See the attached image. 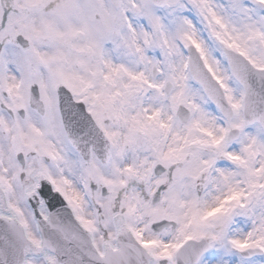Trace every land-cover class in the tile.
I'll return each instance as SVG.
<instances>
[{"label":"snow or ice","instance_id":"1","mask_svg":"<svg viewBox=\"0 0 264 264\" xmlns=\"http://www.w3.org/2000/svg\"><path fill=\"white\" fill-rule=\"evenodd\" d=\"M0 264H264V0H0Z\"/></svg>","mask_w":264,"mask_h":264}]
</instances>
